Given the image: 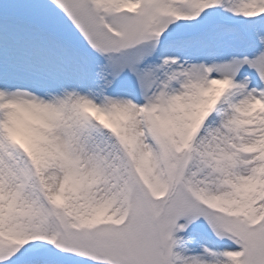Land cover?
<instances>
[{
    "label": "snow or ice",
    "instance_id": "6c2138e0",
    "mask_svg": "<svg viewBox=\"0 0 264 264\" xmlns=\"http://www.w3.org/2000/svg\"><path fill=\"white\" fill-rule=\"evenodd\" d=\"M0 264H264V0H0Z\"/></svg>",
    "mask_w": 264,
    "mask_h": 264
}]
</instances>
